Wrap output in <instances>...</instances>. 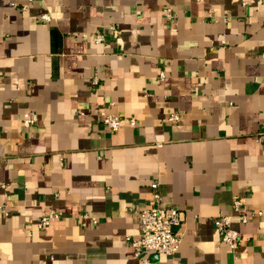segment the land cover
<instances>
[{"label": "crops", "instance_id": "obj_1", "mask_svg": "<svg viewBox=\"0 0 264 264\" xmlns=\"http://www.w3.org/2000/svg\"><path fill=\"white\" fill-rule=\"evenodd\" d=\"M153 183L183 221L152 264H264V1L0 0V264H138Z\"/></svg>", "mask_w": 264, "mask_h": 264}, {"label": "built area", "instance_id": "obj_2", "mask_svg": "<svg viewBox=\"0 0 264 264\" xmlns=\"http://www.w3.org/2000/svg\"><path fill=\"white\" fill-rule=\"evenodd\" d=\"M29 1L33 2V0ZM174 16V10L171 7H167L164 10V17L167 21H172ZM41 21L49 23L51 17L49 15H43ZM94 41L97 44L103 43L105 41V34L98 33L95 36ZM161 77H165L164 73H162ZM98 84L99 79L96 77L93 79L92 85L97 86ZM112 106L113 103H111L109 107H101L99 113L103 124L112 132H118L122 128V119L120 115L110 111ZM33 115V113L26 115L27 123H34ZM178 119L179 115L177 114L172 115L169 118V120ZM132 125H135L134 121L132 122ZM152 188L153 192L149 203L140 213V235L127 238L138 264H152L149 256L151 253L174 257L179 253L181 247L182 237L175 228L181 225L183 214L179 209L165 208L162 206L163 195L161 193L160 184L153 183ZM233 208L234 211L239 214L241 221L245 224L254 216H263V212H253L245 209L244 201L239 198L234 199ZM59 219L60 215L53 212L50 215L42 217L35 224L39 229H44ZM233 219L234 215L232 214L222 215L215 219L214 225L220 233L223 242L237 252L242 237L233 228Z\"/></svg>", "mask_w": 264, "mask_h": 264}]
</instances>
